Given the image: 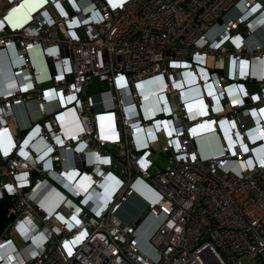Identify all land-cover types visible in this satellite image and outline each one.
<instances>
[{"label":"built area","instance_id":"1","mask_svg":"<svg viewBox=\"0 0 264 264\" xmlns=\"http://www.w3.org/2000/svg\"><path fill=\"white\" fill-rule=\"evenodd\" d=\"M2 3L0 264H264V0Z\"/></svg>","mask_w":264,"mask_h":264},{"label":"rangeland","instance_id":"2","mask_svg":"<svg viewBox=\"0 0 264 264\" xmlns=\"http://www.w3.org/2000/svg\"><path fill=\"white\" fill-rule=\"evenodd\" d=\"M2 1L3 0H1V2ZM77 31L81 36L84 35V32L82 29H78ZM2 73H4V78L6 79L8 86H10L11 82L7 79V75H5V72H2ZM0 86H4L2 84V82H0ZM103 88H105V85L103 83L93 80V82L89 85L88 91H89V93H94V92L101 90ZM13 117H14L15 126H16V124L17 125L23 124L26 121L25 120L26 116L20 107H14ZM15 126H13V130L16 131ZM153 160H154V163H156L158 166V167L152 166V168L150 169V172L153 175L158 173V171H159L158 168L164 169L166 167V165L168 164L167 157L159 152L158 147H156L155 153L153 154ZM132 197L135 198L136 201L135 202L132 201L133 204H127V203L131 202L130 199ZM157 199H158V193L152 187H150L148 184L141 181L140 184L139 183L136 184V194L132 195L128 199L129 202L127 201L126 204L124 203L122 205V207L120 208V210L118 212V216L122 219L123 222H125L127 224L128 223L134 224V220H136V217L140 216L145 211L146 202L147 201H156ZM121 214H123V218L121 217ZM149 218L150 217L147 216V218L139 225V228ZM151 220L155 221L154 219H151ZM12 236L14 237L15 242L19 247L23 245V241L20 239V237L18 236V234L16 232H13ZM243 262H244V264H252V262L248 259H245Z\"/></svg>","mask_w":264,"mask_h":264},{"label":"crops","instance_id":"3","mask_svg":"<svg viewBox=\"0 0 264 264\" xmlns=\"http://www.w3.org/2000/svg\"><path fill=\"white\" fill-rule=\"evenodd\" d=\"M0 4L2 5L3 3L1 2L0 0ZM24 14L23 13H20L12 18H10V21L11 23H14V24H18L21 20L24 19ZM8 53L9 55L14 58L15 57V51L13 49L11 50H8ZM29 57L32 58V60L34 61V64L42 71H45L47 68H46V63L43 61V59L41 58V53H40V50L39 49H34L32 50L31 52L28 53ZM3 86H0V88H2ZM138 183L140 184L141 181H138ZM133 198V197H132ZM130 199V203H127V204H133V202L136 201L135 198L133 199ZM129 202V201H128ZM125 203V204H126ZM142 215V214H141ZM140 215V216H141ZM138 216V217H140ZM121 217L123 218V214H121ZM136 217V219L138 218ZM135 221V220H134ZM130 224V223H128ZM157 224V221H153L151 220L150 218L148 220H146L144 222V224L139 228V232L141 234V236H143V238L147 237V235L152 232L153 229H155V226ZM142 244H143V241H142Z\"/></svg>","mask_w":264,"mask_h":264},{"label":"bare ground","instance_id":"4","mask_svg":"<svg viewBox=\"0 0 264 264\" xmlns=\"http://www.w3.org/2000/svg\"><path fill=\"white\" fill-rule=\"evenodd\" d=\"M12 113H13V110H12ZM197 141L201 147H203V145H209L212 151H214L215 153H218L220 151L219 139L215 135L210 134L208 139H205L204 141H201V140H197ZM219 157H222V156H219ZM139 239L140 240L142 239L141 234L139 235Z\"/></svg>","mask_w":264,"mask_h":264},{"label":"water","instance_id":"5","mask_svg":"<svg viewBox=\"0 0 264 264\" xmlns=\"http://www.w3.org/2000/svg\"><path fill=\"white\" fill-rule=\"evenodd\" d=\"M146 217V211L142 213V215L140 217H138L135 221H134V225L135 226H139L142 221L145 219ZM11 217H7L6 213H5V209L2 203H0V230L3 228L5 222L7 220H9Z\"/></svg>","mask_w":264,"mask_h":264},{"label":"clouds","instance_id":"6","mask_svg":"<svg viewBox=\"0 0 264 264\" xmlns=\"http://www.w3.org/2000/svg\"><path fill=\"white\" fill-rule=\"evenodd\" d=\"M12 17H14V16L13 15L12 16H9V19L12 18Z\"/></svg>","mask_w":264,"mask_h":264},{"label":"trees","instance_id":"7","mask_svg":"<svg viewBox=\"0 0 264 264\" xmlns=\"http://www.w3.org/2000/svg\"><path fill=\"white\" fill-rule=\"evenodd\" d=\"M4 204H5V202H4Z\"/></svg>","mask_w":264,"mask_h":264}]
</instances>
